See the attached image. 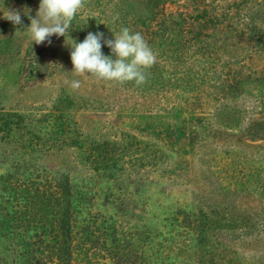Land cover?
Here are the masks:
<instances>
[{
	"label": "rangeland",
	"instance_id": "374dc122",
	"mask_svg": "<svg viewBox=\"0 0 264 264\" xmlns=\"http://www.w3.org/2000/svg\"><path fill=\"white\" fill-rule=\"evenodd\" d=\"M102 1L114 15L116 0ZM39 3L0 0V264H188L187 256L196 264L197 234L188 233L185 213L223 221L264 215V42L245 25L264 28V0L201 4L261 12L236 16L223 67L185 95H194L190 103L174 93L175 79L168 92L144 96L74 73L69 30L51 44L28 36L24 11L35 17ZM192 5L162 7L191 12ZM133 8L149 13L142 2ZM9 10L20 11L22 25L4 18ZM65 181L89 226L70 239L55 215L56 186ZM95 213L107 223H93ZM112 222L121 232L114 239L100 232ZM224 237L223 254L264 264V229L252 239Z\"/></svg>",
	"mask_w": 264,
	"mask_h": 264
},
{
	"label": "trees",
	"instance_id": "16d2710c",
	"mask_svg": "<svg viewBox=\"0 0 264 264\" xmlns=\"http://www.w3.org/2000/svg\"><path fill=\"white\" fill-rule=\"evenodd\" d=\"M133 2L144 3L149 13H137L133 8ZM165 3L166 0H116L115 14L107 15L108 3H103L102 0H85L84 8L73 19L69 31L74 35L76 42H82L88 32H103L105 39H113L114 33H118L122 27L141 33L155 53L156 61L144 70L145 83L137 85L135 81H129L122 84L137 90L141 95L148 96L157 95L163 90L168 92L167 85L175 79L179 88L175 91H179L174 93L178 98L184 99V102L190 103L194 95L189 97L185 95L191 89L204 85L205 82L210 83L214 79L213 76L223 67L221 61L228 55L227 48L236 29L233 24L236 16L243 17H240L239 22L247 21L255 19L261 10H255L252 12L253 15L248 16V12L242 13L241 9L237 12L225 9L220 11L210 5L201 6L205 0H193L191 12L168 11L166 7H162ZM246 24L250 31L258 34V40L264 42L262 38L264 28L259 25L249 26L248 22ZM109 34L111 36L107 37ZM102 51L105 55L112 54L106 44H103ZM259 91L264 93V82L260 83ZM174 107L173 103L170 110H167V107L163 109L169 113ZM56 188L60 207L55 210V215L59 214L61 217L60 228L63 236L70 239L74 228L82 226L86 230L89 226L80 221L81 210L71 204L72 192L69 182L57 185ZM90 218L93 223L97 219L107 223L104 216L99 213L91 215ZM31 220L32 225L35 226L34 216ZM37 221L39 223V220ZM182 221L186 223L189 234H197V248L194 251L196 264H242L241 256L237 252H232L233 256H229L222 253L226 249L219 250V247L224 245L221 242L222 238L229 236L232 239L245 237L252 239L260 235L264 229V215L260 217L236 215L229 221H223L208 215L188 212L184 214ZM101 228L102 230L98 229L101 230V234L107 233L113 239L117 234H121L114 222L106 224L105 228L101 224ZM185 230L178 235L186 232ZM78 232L76 230V234ZM187 258H189L188 264H194L192 257L187 256ZM217 259L220 261L218 262Z\"/></svg>",
	"mask_w": 264,
	"mask_h": 264
},
{
	"label": "clouds",
	"instance_id": "9594fccd",
	"mask_svg": "<svg viewBox=\"0 0 264 264\" xmlns=\"http://www.w3.org/2000/svg\"><path fill=\"white\" fill-rule=\"evenodd\" d=\"M85 6V0H40L35 17L29 16L30 26L26 27L28 36L36 44H51L53 35L66 37L73 19ZM4 18L14 25H22L19 10H9ZM114 33V32H113ZM103 44L111 49V55L102 51ZM73 72L89 73L99 79L120 83L135 81L137 85L146 82L144 70L156 61V55L139 32L122 27L114 33V39H105L103 32H88L82 42L71 45L70 51ZM70 87L78 90L79 80H72Z\"/></svg>",
	"mask_w": 264,
	"mask_h": 264
}]
</instances>
